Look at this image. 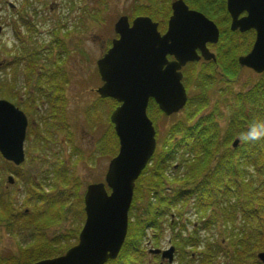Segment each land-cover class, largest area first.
<instances>
[{"label":"trees","instance_id":"1","mask_svg":"<svg viewBox=\"0 0 264 264\" xmlns=\"http://www.w3.org/2000/svg\"><path fill=\"white\" fill-rule=\"evenodd\" d=\"M146 1L135 2L129 19L139 15L148 16L158 24L159 30L165 29L170 14V0ZM27 2L25 0L28 5ZM19 10L26 16L24 5H21ZM15 23L17 25L21 23L26 30L25 35H22L18 26L15 27L13 24V35L23 53H15L14 62H9L8 68L10 66L15 70L23 67L25 89L30 91L25 98L26 104L21 103L18 99L19 94H16L18 90L14 82L15 77L12 79L13 82H7L2 76L5 71H1L0 67V98L20 106L30 120L35 122L28 130L29 137L35 135L33 140L35 144L30 147L43 149L45 142L47 143L56 132L65 133L66 129L67 100L62 91L67 79L60 67L63 59L57 63L52 59L51 49L43 46L37 49V40L33 35V32H36L35 26L29 19L19 13ZM224 34L227 35V32ZM222 36L223 40L226 39L223 32ZM227 36L230 38L229 46L233 44L242 46L235 34L229 33ZM248 49V44L240 48L232 47L230 53L234 56L230 57L232 62L227 67L234 71L228 73L229 75L225 72V77L236 76L239 69L236 56ZM64 54L65 47L62 44L58 46V56ZM44 57L46 62L44 61L42 66L40 61ZM195 69V64L189 66L187 80L189 82L195 79L205 80L200 75L198 77L192 74ZM231 99L226 124L220 127L216 122L218 112L214 110L199 113L208 107V97L205 94H189L184 107L186 111L184 120L170 124L163 136L156 139L157 146L150 163L135 183L128 213L126 239L117 257L105 264H144L147 259V252L143 247L147 239L146 230L154 231L153 238L156 240L154 246L158 247L162 229L160 220L170 215L169 211L175 208L177 217L181 218L182 209L176 207L179 204L193 205V209L200 214V222L192 228L188 236L184 235V223L174 221L168 223L172 233L171 241L180 255H178L180 264H215L217 258L223 260L222 264H261L256 253L264 252V137L255 142H242L240 137L250 131L251 125L264 122V80L258 81L245 94L231 95ZM39 101L49 106L44 114L37 110ZM100 102L106 105L108 115L118 105L110 98ZM98 107L93 105L91 110L96 112ZM217 107L218 104H215L214 108ZM88 115L89 112L86 110V116ZM147 116L154 126L163 116L152 100L148 103ZM97 123L96 119H92L91 125ZM234 138H238L241 144L233 149L231 142ZM96 150L100 156L108 158L117 154L118 140L111 123L108 131L106 129L102 131ZM10 166L14 167L12 164ZM170 168L173 172L172 181L176 182L172 187L165 176V172ZM64 171L63 168L51 172L56 181H63V185L70 183L66 178L61 179ZM45 173L47 176H44V179H47L48 172ZM17 176H20L27 186L26 201L33 204L31 212L33 215L30 214L25 222L34 232L31 237L35 238L32 243L19 245L17 255L0 253V264H32L61 255L76 243L84 222L82 194H74L73 199L71 192L63 195L62 191L58 198L55 197L56 194L44 192L46 182L41 185L35 182L34 177L30 180L25 178L23 173ZM168 189L170 191H167ZM12 200L13 198L6 192H0V223L5 221L9 226L15 227L19 221L14 214ZM45 208H51L50 212L53 209L54 215L49 216L50 218L40 217V213L46 215V212H42ZM209 209L212 212L211 217L203 220ZM71 212L75 213L79 222L71 232L60 233L51 238H40L38 234L43 228L44 221L56 223ZM22 213L21 217L27 216L25 211ZM217 218H220L228 231L227 248H224L220 241L210 242L200 235V231L214 226ZM188 247L193 249L194 253L192 250L186 252Z\"/></svg>","mask_w":264,"mask_h":264},{"label":"rangeland","instance_id":"2","mask_svg":"<svg viewBox=\"0 0 264 264\" xmlns=\"http://www.w3.org/2000/svg\"><path fill=\"white\" fill-rule=\"evenodd\" d=\"M26 1H28V5L25 3V0H0V67H2L1 71H5L2 76L7 80V82H13L12 79L15 77L14 82L16 89L18 90L16 94H19L18 99L21 103L26 104L25 98L29 94L30 90L25 89L23 67L16 68L15 70L10 66L8 68V63L14 62V54L17 52L18 54L23 53V51H20L21 46L15 39L12 31L13 24H15V27L18 26L21 34L25 35L26 30L22 24L19 23V25H17V23H15L20 13L23 15V17L29 19L31 23H34L36 32H33V35L34 39L37 40V49H40L42 46L43 48L46 47L51 49L50 54L52 59H54V61L57 63L60 62L61 58L63 59V63L60 62V67L65 73L67 79V83L65 84L64 90L62 91V94H65L67 100L65 107L66 129L65 133L56 132L47 143L45 142V147L43 149L32 148L30 146L35 144L33 141L35 135L29 137L28 130L33 122L30 120L25 111L20 106H17L26 115L28 121L26 136L23 143L25 157L24 161L20 165L15 166L11 162L5 161L0 156V192H6L13 198V209L15 210L14 214H16V218L18 219L19 223H17L15 227L9 226L5 221L0 223V253L3 255H17L19 245L25 246L26 244L32 243L35 238L31 237L34 232H32V229L29 227V225H26L27 223L25 222L30 214V216L33 215V213H31L33 210V204L29 203V201H26L27 186L24 180L17 175H22L23 173L24 177L29 180L34 177L35 182H38L41 185L46 182L47 185L44 187V192L48 194H56L57 196L55 197L58 198L60 197L58 196L60 195L59 193L62 191L64 192L63 195L70 194L69 192H71V197L73 199L74 194H82L83 198V194L87 185L104 182V177L111 158H108L107 156H100L97 153L96 148L102 131L105 129L108 131V126L110 124V114L108 115L109 112L108 110L106 111V105L104 102H100L103 99H101L96 92V89L101 85L100 78L97 75L96 62L102 57L105 50L110 46L111 40L116 37L113 27L118 17L125 15L129 18V14L132 13V8L135 2L142 0ZM171 1L172 0H170V2ZM145 2L147 1L145 0ZM21 5H24L26 16H24V14H22V12L19 10ZM214 18L215 22H217L219 25L218 28L220 31L216 55V61L218 64L211 63L212 65L209 64L205 67L201 66L198 68L196 66L195 71L192 72L194 76L198 75L199 77L200 75V77H203L204 79V74L206 71H213V69L214 72L221 73L220 70H222V72L224 71L226 65L222 66L220 63L222 58L221 56H218V51H220L223 46L230 43V41H228L230 38L227 36L229 34L228 30L226 26H224L225 23L220 22L218 17ZM132 19H129V21ZM219 23H223V25ZM221 32H223V35L226 36V39L223 40V36L221 37ZM224 32H227V35L224 34ZM62 44L65 47V54L58 56V46ZM229 59L231 60L230 57ZM44 61L46 62L45 57L40 61L42 66ZM238 68V71L241 72L240 80H242L245 85H251L260 79V77L258 78L256 74H253L248 70L244 71V67L238 66ZM201 91H205L206 93L208 92V94H205L208 97L209 102L207 108H211L212 106L214 107L215 104H218V107L220 106V108L223 110V119L225 120L226 124L232 99L228 100V97L227 99H223L222 97L224 95L219 93L217 88L214 87L209 89V91L208 88L203 87ZM32 93L30 92V94ZM93 105L99 106L96 112L91 110ZM185 105L178 112L172 113L170 115H164L161 112L163 116L158 119L156 126H154L152 123L156 132L155 139H157V137L160 139L165 131L169 128L170 124L179 120H184L186 116V111L184 110ZM226 107H228V110ZM48 108L49 106L45 102H38L37 110L40 112V114H44ZM86 110L89 112L88 116H86ZM202 111L203 110H200L199 113H206L209 111V109L204 110L203 112ZM195 118L196 116L193 118V120ZM92 119H96L98 122L94 126L91 125ZM224 120H219V123L222 124ZM33 124H35V122ZM234 141H232L231 144L233 149ZM240 144L241 142L238 140L235 148H237ZM9 163L14 167L10 166ZM149 163L150 161L148 164ZM59 168H64L65 170L61 174V179L62 177L63 179L66 178L70 181V183L63 185V181H56L54 179L52 175L53 170H60ZM45 172H48L47 179H44V176H47V173ZM165 176L171 187L175 186L176 182L174 180L172 181L171 178L173 176L171 168L165 172ZM8 177L13 179L12 183L8 182ZM179 178H181V175ZM167 191H170V189ZM192 206L193 205L190 204H179L176 207L182 209L183 215L181 218L177 217V209L175 208L174 210L169 211L170 215H167L165 218L160 220L162 223V229L158 247L154 246V244H156V240L153 238L155 234L154 231L150 229L146 230L147 239L144 241L143 247L147 252V259L144 264H180V255L177 254L176 247L171 241L172 233L169 229L168 223L169 221L184 223V235L188 236L191 234L192 228L200 222V214H198ZM50 210L51 208H45L42 210V212H46V215L45 213H40L39 216L49 217L54 215L53 209L51 212ZM24 211L27 213V216L21 217L20 214H23L22 212ZM211 214V209H209L203 220L211 217ZM78 223L79 222L76 219L75 213H67L62 219H60V221L56 223L52 221H50V223L44 221L42 223L43 228L38 235L41 239H45L54 237L60 233L66 234L71 232V230H73V228H75L76 224ZM227 233L228 231L221 223L220 218L216 219V224L210 229L200 231L201 237L207 239L210 242L217 243L220 241L222 242L224 248H227ZM172 246L174 248V253L171 263H168L166 260L161 261L160 255H152L149 253V250H166ZM188 250H192V252L194 251L193 249H189V247L186 249V252H189ZM196 262L197 259L194 260V263ZM216 262H220L219 264H222L223 260L221 258H217Z\"/></svg>","mask_w":264,"mask_h":264},{"label":"water","instance_id":"3","mask_svg":"<svg viewBox=\"0 0 264 264\" xmlns=\"http://www.w3.org/2000/svg\"><path fill=\"white\" fill-rule=\"evenodd\" d=\"M227 9L231 31L255 30L250 51L238 58L239 67L257 74L264 72V0H227ZM171 11L162 35L158 24L148 16L129 21L122 15L114 23L117 37L96 62L102 83L96 92L101 99L110 98L118 104L109 115L118 152L109 161L104 182L89 184L85 189V218L77 243L60 256L32 264H105L117 257L127 232L134 183L156 148L155 129L147 116L149 100L164 115L178 112L187 100L181 67L200 58L196 49L204 59H214L205 44L217 43L219 38L216 25L190 10L183 0L173 1ZM243 11L246 16L238 19ZM167 56H173V61ZM27 124L23 111L0 99V156L15 166L24 161ZM237 143L235 140L233 147ZM8 182L13 179L8 177ZM149 253L171 263L174 248ZM256 257L264 264V252Z\"/></svg>","mask_w":264,"mask_h":264},{"label":"flooded vegetation","instance_id":"4","mask_svg":"<svg viewBox=\"0 0 264 264\" xmlns=\"http://www.w3.org/2000/svg\"><path fill=\"white\" fill-rule=\"evenodd\" d=\"M173 1H175V0H172L170 2V14L167 17L165 29L159 30V28H158V31L160 32L161 35L164 34L166 29H167V22H168V19L172 13L171 3ZM183 1L190 10H194V11H197V12L203 14L208 20L212 21L216 25L217 28L219 27V25L217 22H215L214 17H218L220 22L225 23L224 26H226L228 32L236 35V37L239 39L240 45H242V46H245L246 44L249 45L248 50H246L245 52H243L241 54H239V53L237 54L236 62L238 64V58L240 56L246 55L250 51V49L254 43V39H255V30L249 29V30H246L244 32H240L239 30H235V31L230 30L231 16H230L228 9H227V0H183ZM245 16H246V12L243 11L237 16V18L240 19V18L245 17ZM219 24L223 25V23H219ZM218 30H219V28H218ZM219 34H220V31H219ZM218 40H219V38H218ZM217 45H218V42L205 44V48L209 51V53H212L214 55L215 59H209V60L204 59L201 56V52L198 49H196V53L200 58L197 61L188 62L183 67H181V69H180V72L182 74L181 83L185 89L187 98H188L189 94H208V92L206 93L205 91H201V89H203V87H204V88H208V91H209V89L214 87V88H217L219 93L224 95L222 97L223 99H227V97H228V100H230L231 95L233 96V95H237V94H245L258 81L264 80L263 79L264 72L257 74L254 71H252L251 69L246 68V67L243 68L244 71L248 70V71L252 72L253 74H256V76H258V78L260 77V79L255 81L253 84L247 86V85H245V83L242 80H240V73H241L240 71L236 72V76L234 78L233 77H227V76L225 77V72L227 74L228 73L230 74L231 71H234V70L229 69L227 67L232 62L229 59V57H231L233 54V53H230L232 47L233 48L236 46H238L239 48L242 47V46H239L238 44H235V45L233 44L234 46L233 45L229 46V44H228V45L223 46V48H221L220 51H218V56H221V58H222V60H220V63L222 64V66L226 65L225 67L227 69L225 68L223 72H222V70H220L221 73L220 72H214V69H213V71L212 70L206 71V73L204 74L206 80L202 81V80L195 79V80H193L194 82L193 81L189 82L187 80V75H188L187 71H188L189 66L191 64L192 65L195 64V66H197V68H198L201 66L205 67L209 64L212 65L214 63H217V61H216ZM107 49L105 50V52L107 51ZM233 56H234V54H233ZM173 59H174L173 56H167L168 61H173ZM238 66H239V64H238ZM196 76H198V75H196ZM150 100H152V99H150ZM226 108L228 110V107H226ZM207 109H209L208 112H212L215 110L216 112L219 113V115L216 117V122L220 127H224L225 126V120L223 119L224 118L223 117V110L220 108V106L217 107L216 109L212 106L211 108H205L204 110H207ZM219 120H224V121L222 124H220ZM235 139H238V138H234L233 141Z\"/></svg>","mask_w":264,"mask_h":264},{"label":"clouds","instance_id":"5","mask_svg":"<svg viewBox=\"0 0 264 264\" xmlns=\"http://www.w3.org/2000/svg\"><path fill=\"white\" fill-rule=\"evenodd\" d=\"M264 137V122L251 125L250 131L241 135L242 142H255Z\"/></svg>","mask_w":264,"mask_h":264}]
</instances>
